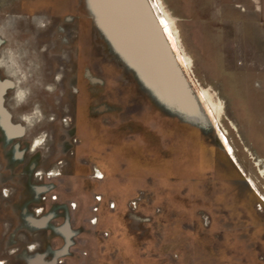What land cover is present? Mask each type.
<instances>
[{"label": "rangeland", "instance_id": "obj_1", "mask_svg": "<svg viewBox=\"0 0 264 264\" xmlns=\"http://www.w3.org/2000/svg\"><path fill=\"white\" fill-rule=\"evenodd\" d=\"M65 1L0 0V59L14 49L17 67L12 75L0 66V78L15 81L5 104L13 122L27 127L11 138L0 126V259L264 264V0H137L146 10L137 24L183 79L170 90L171 109L148 101L137 83L152 90L108 41L105 55L125 75V91L112 95L119 84L112 75L104 85L89 81L85 67L98 72L84 62L81 42L69 40L72 25L95 32L98 25L85 0L61 13ZM35 16L46 19L42 30ZM70 48L81 51L71 57ZM50 57L54 74L40 80ZM19 87L28 90L23 102ZM205 89L221 105L216 127L201 120L190 97ZM36 107L44 115L28 125L22 117ZM44 216L45 225L27 219Z\"/></svg>", "mask_w": 264, "mask_h": 264}, {"label": "bare ground", "instance_id": "obj_2", "mask_svg": "<svg viewBox=\"0 0 264 264\" xmlns=\"http://www.w3.org/2000/svg\"><path fill=\"white\" fill-rule=\"evenodd\" d=\"M90 1L95 9L96 21L99 24L98 26L114 42L116 46L115 48L121 54L125 55L126 58L129 59L130 62L139 69V71H141V74L146 84L157 93V95L161 98V100L168 106L174 108L175 101L174 98L170 97L172 96L170 90L173 88L176 82L178 83V81L181 80L183 81V79L180 76H177L176 74L171 72L170 68L165 65L166 62L165 59H163L162 56L158 54L157 50L153 48L154 45L152 46V42L150 40H149L150 42L147 41V38L150 39V35L147 32H145V30H143L142 25L137 24L136 17L141 12V10L146 11L145 6H143L144 7L143 9L141 4L139 3L140 1L137 2V0L136 2L135 0H90ZM34 20L38 24L37 25L38 30H42L43 29L42 26L46 23V19H44L42 16H35ZM34 41L35 40H33V42ZM38 41L39 42L41 41V37H38ZM38 41L36 40V42L39 44ZM27 48L26 50L28 51L29 49ZM7 57L0 59V61H3V63H0V66H4L8 74H12V75L13 73L17 74V67L14 64L16 60L15 53L13 51H10L7 53ZM52 58L53 57L47 58L43 66H41L39 71L40 72L39 76L41 78L40 80L46 81V79L51 78L53 73L48 72L49 71L48 68L50 69L52 66V62L54 59ZM89 74L94 83L96 82L98 83L99 81H102L101 79H98L96 75L91 74L90 72ZM58 76L59 78H62V74L59 73ZM14 84L15 81H13V79L11 78H5V79L0 78V125L3 127V129H5L7 135L11 138L22 137L25 134L27 128L26 125L23 123L13 122L12 114L9 108L7 107V105L5 104V95L10 88L15 87ZM48 85L53 86L52 83ZM78 89L80 92L81 88L78 87ZM188 90L189 92H191L190 88H188ZM205 91L206 89L204 90V92L201 91L200 95L190 93V97L194 100L195 112L197 113V115L200 116L201 120H203L204 123L210 126L216 127L218 120L215 115V110H219L221 105L215 102V100L212 98L211 94L208 91L206 92ZM20 92L24 93L23 100H21L18 95ZM27 92H28L27 89L19 87L16 92L17 101L18 102L25 101L28 95ZM166 93H168V95ZM104 109L105 106H101L97 110L104 111ZM35 111L36 112L32 114H26L25 116L22 117V119L25 120L28 123V125L37 124V122L40 121L42 116L44 115L40 107H36ZM37 140L40 141L39 144H37ZM44 141H45L44 137L36 138L33 142V145L34 147L38 148ZM226 146L232 152V148L228 146L227 142H226ZM20 154H22V151L20 152ZM97 172L100 177H104V174L100 169H97ZM40 188L41 189L37 188V191L43 190L45 187H40ZM27 219H30L33 223H36L32 217H29Z\"/></svg>", "mask_w": 264, "mask_h": 264}, {"label": "water", "instance_id": "obj_3", "mask_svg": "<svg viewBox=\"0 0 264 264\" xmlns=\"http://www.w3.org/2000/svg\"><path fill=\"white\" fill-rule=\"evenodd\" d=\"M85 1L88 3V6H89V9H90V11L92 13V17L94 19L95 25L96 26L99 25L95 21V11L93 9V6L91 5L90 0H85ZM63 4L64 5L61 6V9L63 8L61 10V12L65 9L64 7H67V6L68 7L70 6V7H73L74 9H76L77 6H78V0H67ZM97 29H98L99 36L102 39V46H100V45H98V43H96V41L94 39V36H93V33H92V31L90 29L89 30H84V32H82V34H80V42H81V45H82V51H83V53H84V55L86 57L85 60L88 62V64H90L91 67L98 68L101 71V74L103 75L104 80H105V77H109V76L112 75V77L115 78L119 82V84L114 88V91L112 92V95H114L117 99H119L120 98V92L123 91L121 93H124V91H125V90H123V87L120 85V80L125 78V75L119 73L118 71H114V70L110 69L111 68V66H110L111 64H109L110 61H109L108 57L105 55V52H104L105 42L108 41V43H110L114 47V49H115V46L109 40V37L107 36V34L101 28H99V26H97ZM118 54H120V53H118ZM120 57L123 58L124 56L122 54H120ZM124 59L128 63V66H130L131 68H134V69L137 70L139 78H140V81L144 84L146 89H148V90L151 89L146 84V82H145V80H144V78H143V76L141 74V71H139L128 59H126L125 57H124ZM123 75H124V77H123ZM136 88L139 91H141L143 94H145V97L148 99V101L151 104L152 103L155 104L156 103L155 102L156 99L160 100L162 102V104H165L160 99V97L157 95V93L153 89H151L152 92H153V95H151V94H149V92H147L145 89L142 88V86H141V84L139 82L137 83ZM167 108L171 109V107H169V106H167ZM173 110H175V109H173ZM181 114H182L183 117H185V119L187 121H192L188 116L184 115L183 113H181Z\"/></svg>", "mask_w": 264, "mask_h": 264}, {"label": "flooded vegetation", "instance_id": "obj_4", "mask_svg": "<svg viewBox=\"0 0 264 264\" xmlns=\"http://www.w3.org/2000/svg\"><path fill=\"white\" fill-rule=\"evenodd\" d=\"M63 9V8H62ZM61 10V9H60ZM61 13H64V11L63 12H61ZM76 18L77 17H70V18H67V21H71V23H73V24H76L75 23V21H76ZM72 26H74V28L72 29V31L75 33L74 34V36L73 37H71V39H70V44H72L74 41H75V38H77L79 41H80V34H82V32H84V30H89V28L87 27V26H84V25H81V26H79V25H72ZM61 30L62 31H66L67 30V28L66 27H61ZM91 30V29H90ZM92 31V33H93V36H94V39H95V41H96V43H98V45H100V46H102V43H101V41L99 40L100 39V36H99V33H98V30L95 32V29H92L91 30ZM76 39V40H77ZM72 47V46H71ZM75 50V49H74ZM72 48H70V50H69V55L72 57L73 56V51H74ZM11 51H13L14 53H15V50L13 49V50H11ZM76 53L78 52V51H81V49H79V48H76ZM53 59V58H52ZM53 60H55V58L53 59ZM85 63H88L86 60L84 61ZM52 67L53 66H51V70H52ZM41 68V67H40ZM94 68V70L96 69V71L98 72V75L97 74H94L93 72H92V70H90V68H86L85 67V69H84V74H85V76L86 77H88V79H89V81L92 83V84H96V83H94L93 81H92V79H91V77H90V74H89V72L91 73V74H94V75H96L97 77H98V79H101L102 81H99L97 84H101V85H104L105 84V80H104V77H103V75L101 74V71L98 69V68H96V67H93ZM49 68H48V70H50ZM40 69H38V71H37V74L38 75H40ZM53 74H54V72H53V70L51 71ZM52 74V75H53ZM61 78H59V76H58V74H57V76H56V81H58V80H60ZM15 85V84H14ZM53 86H47V88L49 89V90H55L56 88H55V85L54 84H52ZM80 88V87H79ZM75 90L76 91H78L79 92V89H78V87H75ZM101 111V110H100ZM1 126V125H0ZM4 131H5V129H4ZM5 133H6V131H5ZM45 142V141H44ZM43 142V143H44ZM32 147H33V149L34 150H36L37 149V147H34V145H32ZM19 153H18V156L20 157H23L24 156V153H23V156L20 154V152L21 151H18ZM58 174V172H57V170H53L52 171V175H57ZM39 189H41L40 187H38ZM46 191V187L43 189V190H40L39 192H45ZM46 223H48V221L47 222H44L43 223V225H45Z\"/></svg>", "mask_w": 264, "mask_h": 264}, {"label": "crops", "instance_id": "obj_5", "mask_svg": "<svg viewBox=\"0 0 264 264\" xmlns=\"http://www.w3.org/2000/svg\"><path fill=\"white\" fill-rule=\"evenodd\" d=\"M36 224H43L44 222L49 221L48 216H44L43 218H37V217H32Z\"/></svg>", "mask_w": 264, "mask_h": 264}, {"label": "snow or ice", "instance_id": "obj_6", "mask_svg": "<svg viewBox=\"0 0 264 264\" xmlns=\"http://www.w3.org/2000/svg\"><path fill=\"white\" fill-rule=\"evenodd\" d=\"M164 23H165V25H167V21H164ZM5 43V41H3L2 39H0V46H2L3 44ZM22 95V98H23V93L21 94ZM40 143V141L39 140H37V144H39ZM7 190H5V192H6ZM75 206V205H74ZM31 247H35V245L33 244V245H31ZM0 264H5V261L3 260V259H0Z\"/></svg>", "mask_w": 264, "mask_h": 264}, {"label": "clouds", "instance_id": "obj_7", "mask_svg": "<svg viewBox=\"0 0 264 264\" xmlns=\"http://www.w3.org/2000/svg\"><path fill=\"white\" fill-rule=\"evenodd\" d=\"M0 63H3V61H0ZM22 93H23V92H20V93L18 94L21 100L24 99V93H23V98H22V95H21Z\"/></svg>", "mask_w": 264, "mask_h": 264}]
</instances>
